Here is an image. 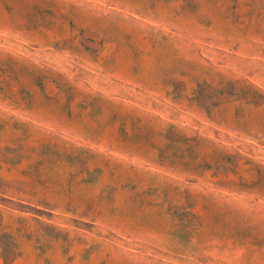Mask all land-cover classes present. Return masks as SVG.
Segmentation results:
<instances>
[{
	"label": "rangeland",
	"instance_id": "374dc122",
	"mask_svg": "<svg viewBox=\"0 0 264 264\" xmlns=\"http://www.w3.org/2000/svg\"><path fill=\"white\" fill-rule=\"evenodd\" d=\"M0 264H264V0H0Z\"/></svg>",
	"mask_w": 264,
	"mask_h": 264
}]
</instances>
